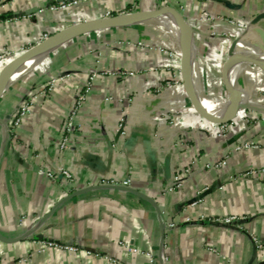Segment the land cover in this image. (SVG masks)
<instances>
[{"label":"crops","instance_id":"crops-1","mask_svg":"<svg viewBox=\"0 0 264 264\" xmlns=\"http://www.w3.org/2000/svg\"><path fill=\"white\" fill-rule=\"evenodd\" d=\"M58 1L0 0V55L10 53L0 75L62 31L164 7L179 11L191 26L201 90L229 98L224 68L233 55L250 53L264 64V20L254 23L264 13V0H68L76 4L50 10ZM204 11L224 21L203 24L198 20ZM145 25L150 26L126 24L63 41L0 95V236L8 240L0 238V264H264L254 241L264 243V150L236 153L226 169H207L237 142H264V103L256 97L264 93V70L244 60L229 66L228 77L249 108L234 119L229 136H220V125L194 109L183 81L179 95L158 92L161 78L183 79V58L166 51V35L144 41ZM189 57L192 81L191 52ZM192 86L196 91L193 81ZM29 97L31 114L12 134L10 120ZM169 97L190 106L179 122L181 132L191 125L204 129L188 135L185 148L177 145L183 133L176 136L150 117L167 113ZM206 100L202 107L214 117L227 108ZM77 104L71 149L61 154L56 145ZM125 116L128 134L122 137ZM61 161L72 169L76 190L59 176L53 182L40 173H55ZM187 168L190 179L163 194ZM251 171L261 172L246 176ZM130 175L132 190L99 186ZM89 187L97 188L68 199ZM230 217L236 220L227 224Z\"/></svg>","mask_w":264,"mask_h":264},{"label":"built area","instance_id":"built-area-1","mask_svg":"<svg viewBox=\"0 0 264 264\" xmlns=\"http://www.w3.org/2000/svg\"><path fill=\"white\" fill-rule=\"evenodd\" d=\"M56 4V3H55ZM55 4H52V6L50 7V10L55 11L58 9H65L69 6H72L73 4H76V1H68V0H59L58 1V5L56 6ZM206 17L204 18V20L202 18H199L198 21H201L203 24L207 23L210 24L211 21L207 20V15H205ZM108 17H110V15H108ZM222 18V17H221ZM205 19L207 21H205ZM217 19V18H216ZM214 19L213 22H211V25L215 26V21L216 22H222L224 21V18L220 19L218 18L217 20ZM242 28H246V25H239ZM213 37H219L220 39H223V36L220 35H216V33H213L212 35ZM47 38V37H46ZM8 56H10V53L6 52L4 54L0 55V63L7 58ZM160 67V65L158 66ZM161 68V67H160ZM151 71L152 70H156L157 68H155L154 66L150 68ZM61 76H64L63 74ZM96 75H93L90 79V81H93ZM62 78V77H60ZM169 79H160L157 83H155V86L158 88H161V85L163 82H166ZM173 81V79H171ZM177 82H181L182 83V79L181 78H177L176 79ZM55 83V80L53 78L50 79L49 84L53 85ZM169 84V83H168ZM182 87V85L180 84L178 87L172 88V87H166L164 88L163 91H168V89L171 91L173 90L175 92L176 95H179L177 91L180 90V88ZM80 100H83L85 97L84 96H80L79 97ZM261 102L264 103V99H261ZM34 103V98L33 97H29L27 99H25L23 101V103L21 104L20 109L18 110V112L11 118L10 123H11V127H10V133H14L23 123V121L25 120V118L27 116H29L31 114V110H32V105ZM166 103L168 104V106L170 108H167L168 110L166 111L167 113H165L164 115L161 116L160 115H156V113L150 115L151 118H153V116H155V119L157 121H163L164 123H166L168 126V128L172 129L173 133L176 134V136H178L180 133L184 134V138L180 139L177 141V145L181 148H185L188 144V135H190L192 132L194 131H202L204 130L200 125H191L187 128L184 129L183 132L180 131L179 129V122L181 121L182 117L185 116L186 114H188L190 112V106H187L185 103L184 105L181 104V102L174 100L173 98L171 99L169 97L168 101H166ZM78 112H79V107L78 104L77 106L73 105L71 107V109L68 111L67 114V119L65 122V127L63 128V133L61 135V139L60 141H58L56 147L58 149V151L62 154L65 153L66 151L71 149L70 146V136L74 133V131L76 130V126H77V122H76V118L78 117ZM245 112V111H243ZM261 121L264 122V115H261ZM235 125L234 120L227 122L225 124H222L219 126V130H218V134L220 136H229L232 132V128ZM212 131V130H211ZM211 131H208V133H210ZM118 134L122 137H127L128 134V121H127V116L124 117V119L122 120L120 127H119V131ZM211 134V133H210ZM260 150H264V142L258 140V139H254L252 141H243V142H237L235 144V146H233L227 154H225L224 156L220 157L219 159H217L216 161H213L212 163H210L207 167V169L210 170H223L226 169L229 166V163L231 161V158L234 154L238 153V154H246V153H250L253 151H260ZM261 171H251L250 173H247L246 176H254V175H258L260 174ZM40 173L42 175H46V177L49 180H52L53 182H56L58 176L61 177L62 183L67 185L71 190H76L75 189V179L73 176V172L72 169L70 167H68L67 165H65L62 161L59 163L57 171L54 172H47L45 169H41ZM192 176V172L191 169L187 168L185 169L181 174H179V176L175 177V180L173 182V184L170 187H167L164 189L163 194L167 191L173 192L175 190L180 189L185 182L190 179V177ZM232 179L234 180L235 177H232ZM134 182V179L132 178V176H128L126 179H124L121 182H117L116 180H110V181H103L99 186H123V187H128L131 188L132 184ZM223 189V188H221ZM206 190H211V188H206ZM78 191V190H77ZM76 192V191H75ZM74 193V192H73ZM236 220V217H230L226 219V223L227 224H231ZM171 227H174V224H171ZM256 242V246L258 247V249L263 253L264 256V243H260L257 242V240H254ZM118 245L121 247H126L128 246V244L126 245V243L123 242H118ZM50 247L55 246L54 243H49ZM129 247V246H128ZM69 250H74L73 247H66ZM131 252L136 253L137 250L136 249H130ZM149 257H153L151 254H149Z\"/></svg>","mask_w":264,"mask_h":264},{"label":"water","instance_id":"water-1","mask_svg":"<svg viewBox=\"0 0 264 264\" xmlns=\"http://www.w3.org/2000/svg\"><path fill=\"white\" fill-rule=\"evenodd\" d=\"M166 12H170V13L174 14L178 18V20L190 32V34L188 35V39H186L185 47H184V53H183V60H182V68H183V77L182 78L183 79H182V81L184 82V85H185L184 87H185L187 96L189 97L194 109L205 120H207L208 122H210L212 124L222 125V124H225L227 122H230V121L236 119L237 116L239 115V113H241V112L245 111V109L249 108V105L242 103V94H241V91L238 87V84L235 81H231L230 78L228 77L229 66L232 64H235L238 61H242V60H244V62H246V63H251V64H254L256 66H259L263 70H264V66L261 64L260 60L257 58H248V57L243 58V57H237L235 55H233L230 58L229 62L225 65V68H224V77H225V81H226L227 90L229 93V99L232 103L233 114L230 115L229 117H225L223 119L214 117L213 115L208 113L202 107V105L200 103L199 95L196 93V91L194 90V87L192 86L190 70L188 69V63L190 60L189 47H190V43L192 40L191 26L186 21L184 16L179 11H177L176 9H174L172 7H164L162 9L154 11V12H139V13H131V14H126V15H121V16L110 18V19L100 20V21H96L93 23H87L84 25L77 26L73 29L62 31V32L52 36L48 40L42 42L41 44H39V45L33 47L32 49L28 50L23 55H21L13 64H11L9 67H7L3 71V73L0 75V85L3 82L8 81L10 79L11 75L14 73V71L17 68H19L22 64H24L26 61H28L29 59H31L35 55L39 54L40 52H42L43 50H45L46 48H48L52 44L61 43L63 41L73 39V38H77L81 35L88 34V33H91V32L97 31V30L111 28V27H119V26H122L124 24L126 25L127 23H130V22H136V21L137 22L138 21L144 22V21L151 20V19L157 18L159 16H162ZM262 20H264V13H261L260 15H258L256 17L254 23L256 24ZM236 44L237 43H235V46H236ZM103 187H112V188H116V189L123 190V191L132 190L128 187H123V186H103ZM94 188H97V187H92V188L89 187L88 189L78 190V191L74 192L72 195H70L68 197V199L72 198L74 196H77L81 193L91 191ZM63 202L64 201H61L60 204L56 207V209ZM0 238H3V237L0 236ZM4 240L8 241L7 239H4Z\"/></svg>","mask_w":264,"mask_h":264},{"label":"bare ground","instance_id":"bare-ground-1","mask_svg":"<svg viewBox=\"0 0 264 264\" xmlns=\"http://www.w3.org/2000/svg\"><path fill=\"white\" fill-rule=\"evenodd\" d=\"M162 18H167V19L173 20L174 22H176L177 24H179L181 26V29L179 30L173 24H171L169 22H166L164 20H161ZM134 23H143V24H147V25H150V26L153 25V26L158 27L163 32H166L168 35H170V38L174 42V45L171 46L169 49L172 50L173 52L177 53L180 57L183 58L185 42H186V39H188V35L190 34V32L178 20V18L174 14H172L170 12H166L162 16H159V17L151 19V20H147V21H144V22H139V21L137 22L136 21V22H130V23H127V24H134ZM58 45H59V43L52 44L51 46H49L48 48H46L45 50H43L39 54L35 55L34 57H32L31 59L26 61L19 68H17L14 71V73L11 75L10 79L4 83L5 85H3L2 88H0V95L3 92H5L11 85L15 84L21 76L25 75L32 68V66H34V64L36 62H38L40 59H42L50 51L52 52V50L56 49ZM189 52H191V54H192V63H194L192 81H193L194 86L196 88V91H197V93L199 95L201 105L202 106L208 105V102L206 100V98L208 97L212 102L216 103L217 105H220V106H223V107H227L226 110H224L222 112H217L216 113V112L212 111L216 117L222 118V119L225 118V117H229L230 115L233 114L232 103H231L230 99L229 98H224L222 96L218 97L215 93L213 94V93L204 91L202 89L204 91L205 95L207 96L206 97L203 94V92H202V90H201V88L199 86L198 76H199L200 73H199V68H198V61L196 60V57H195L196 56V49L194 48L193 41L190 43ZM245 56L248 57V58H257V57H252L250 55V53H248ZM263 66H264V64H263ZM208 110H210V109H208ZM242 113L243 112L239 113L237 118H239L242 115Z\"/></svg>","mask_w":264,"mask_h":264},{"label":"rangeland","instance_id":"rangeland-1","mask_svg":"<svg viewBox=\"0 0 264 264\" xmlns=\"http://www.w3.org/2000/svg\"><path fill=\"white\" fill-rule=\"evenodd\" d=\"M208 14V16H207V20L208 21H211L212 19V22L214 21V19H218V18H220V19H222L220 16H218V17H215V16H213V15H211L208 11H204L202 14H200L199 15V18H202L203 20H204V18L206 17L205 15H207ZM216 19V20H217ZM206 19H205V21H207ZM230 22V21H229ZM239 25V24H238ZM243 25H244V23H243ZM143 31V30H142ZM144 34H146V37H144L143 39H144V41H149V40H156V41H158V39L160 38L159 36H160V34L162 35V36H165L166 35V37L170 40V42L171 43H168L167 41H166V39L167 38H163L164 39V43H167V44H169L170 46H172V43H173V41H171V38H170V35H168L166 32H162L158 27H156V26H153V25H151V26H146V29L144 28ZM151 35H154L153 36V38L151 37ZM156 39H155V38ZM161 43V42H160ZM174 44V43H173ZM166 51L167 52H169L170 54H171V57L174 59H176V54L174 53V52H172V51H170L169 49H166ZM158 70H159V68H158ZM177 70V69H176ZM178 77L177 76H175V77H173V81L171 80V79H169V80H167L166 82H163L162 83V85H161V88H156L157 90H159L158 92L160 93L162 90H164V88H166V87H172V88H175V87H178L180 84H182L181 82H177L176 81V79H177ZM169 83V84H168ZM157 92V93H158ZM217 94V96L218 97H224V98H227L226 97V95L224 94V93H216ZM257 98H259V99H264V93H261V92H259V94L256 96ZM157 114L159 113V112H156ZM261 116L259 117V120L261 121ZM75 133V132H74ZM254 140V139H253Z\"/></svg>","mask_w":264,"mask_h":264}]
</instances>
